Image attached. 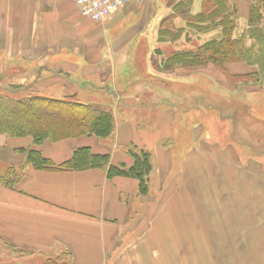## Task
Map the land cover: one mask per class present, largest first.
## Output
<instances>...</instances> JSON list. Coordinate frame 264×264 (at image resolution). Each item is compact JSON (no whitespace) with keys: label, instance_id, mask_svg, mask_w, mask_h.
<instances>
[{"label":"crops","instance_id":"0c3cea01","mask_svg":"<svg viewBox=\"0 0 264 264\" xmlns=\"http://www.w3.org/2000/svg\"><path fill=\"white\" fill-rule=\"evenodd\" d=\"M147 1L150 0H133L103 23H94L81 14L75 0H0V81L12 78L20 85L30 83L25 87L29 94L47 97L77 99L79 93L88 91L86 85H93L89 92L95 95L106 97L107 92L116 95L114 107L108 105L115 119V129L108 137L110 143L101 139L97 142L96 136L88 135L52 143L45 141L41 151L55 163L70 158L75 148L89 146L94 152L109 153L112 163L132 164L133 159L127 152L129 142L119 138L121 121L123 126H127L125 122L128 121L136 123L129 120L125 111L121 112L120 105H124L121 101L126 97L123 94L134 88L133 94L140 95L149 87L153 97H146L154 100L164 93L158 85L143 83L136 76L137 63L130 61L132 54L128 53L133 38L123 36L117 43L115 41L114 47L106 46L96 23L111 24L126 10L137 12ZM176 1L171 0V3ZM168 2L166 13L172 6ZM202 2L194 0L193 13L201 11ZM134 31L147 34L143 29ZM155 55L150 53L147 73L152 69L156 75L170 74L157 70L152 59ZM142 58L146 60L145 55ZM226 68V76L214 78L231 88L237 85L235 75L254 69L245 63H232ZM98 81L102 84L114 82V85L105 89L94 85ZM23 86L18 91L24 89ZM34 86L43 93L35 92ZM56 87L59 90H55ZM115 108L121 112L119 118ZM161 111L160 117L155 115L157 110L149 112L152 119L147 126L149 130L146 128L138 134L132 143L150 150L154 165L150 176L152 197L135 198L138 205L141 204L139 207L145 205L146 199H150V204L156 202L155 214L143 235L136 236L132 232L138 225L129 227L130 223L139 222L137 212L141 211L137 207L133 210L135 205L131 202L138 190L135 178L117 176L110 179L100 169L52 171L29 165L15 188L0 185V258L22 260L23 256H16L8 248L10 245L28 254L23 257L25 262L29 257H48L51 253L68 250L72 253V264H121L124 260L125 264H146L145 260L150 261L149 264H161L163 256L158 249L162 248L170 227L173 237L169 254L171 264H201V260L202 264H210L206 252L195 253L193 260L190 254L181 257L188 236L203 245L205 242L216 244V239L220 250L218 264H264V161L243 155L242 148L253 145L238 134L236 112L228 115L235 120L227 133L218 141L207 137L210 143L203 141L198 157H192L188 151L180 155L177 142H163L164 135L166 139L170 137L173 117L171 110ZM32 142L29 136L9 139L0 136V149L7 148L9 157L15 158L18 147L33 145ZM108 144L111 146L109 152L105 148ZM206 147L210 150L217 147V150H211L206 156ZM119 148L124 152L116 158ZM196 196L200 198L199 203L193 200L197 222L187 219L185 212L188 201ZM191 223H200L202 229L207 223L218 224L214 229L208 225L202 238L193 235ZM181 229L188 231L180 233ZM153 243V254L138 251L141 245L150 249Z\"/></svg>","mask_w":264,"mask_h":264},{"label":"rangeland","instance_id":"374dc122","mask_svg":"<svg viewBox=\"0 0 264 264\" xmlns=\"http://www.w3.org/2000/svg\"><path fill=\"white\" fill-rule=\"evenodd\" d=\"M233 1H238L240 4L238 5V8L242 18H240V25L237 30V33L240 34L241 27L245 26V24L247 23L246 16L248 14V8L251 4V0ZM167 2L168 4H172L171 0H150L147 1L146 4L140 5V9L137 12L126 10L125 13L122 14V17L114 20V22H112L111 24L102 25V21H98L102 23H96L98 26V32H101V40L106 46L114 47L115 41L117 43V41L123 36L125 39L130 36L131 39L133 38L131 46L128 47V50H131V52L128 53L132 54L130 61H134L137 63L136 76H138L139 79H142L143 83H152L158 85L162 93H164V96L159 97L158 99L155 98L154 100H151L149 97H153V91H151L149 87H145L144 91L140 95H138V93L133 94L134 88L128 89L127 93L123 94L126 95V97L122 98L123 100L121 101V103L124 105H120V109L122 113L124 111L126 112L130 121H135L136 123L133 124L129 121L125 122V124L128 126L127 127L123 126V121H121L119 138L124 139L125 143L129 142L128 145H132V143L136 140L135 138L138 134H142L144 131H146V128L149 130V128L147 127L148 123L152 122V119L149 118V112L157 110L155 115L157 117H160V114L162 112L161 109L171 110V115L173 119L171 124V132H169L170 137L166 139L167 135H164L162 138L163 142L173 140V142H177L176 147L179 148L180 155L188 151L189 156L193 157L196 155L198 157L201 151L203 141L205 143H210V141L207 140V137H210L212 140L218 141L217 139L222 138L225 132L227 133V129H229L231 124H233L234 119L233 117L228 118V115L235 111V114H237L235 119L239 123V126H237V132H239L238 134L241 136V139L243 141H247L249 142V144L253 145V147H243V155H251L254 157H258V159L261 161H264V86H259L258 84L256 86L247 84L245 85L243 84L242 80L238 79H233L234 82L237 83L235 88H231L229 85L226 84H221V81L218 78L226 76L228 73L225 74V70L214 64H209L204 68L196 70L177 68L175 71L170 72V74L163 75L154 74L151 71L152 69L150 68V74L147 73L146 63H148L150 67V53H155V50L157 48H161L163 50V55L167 56L172 51L177 49H187L198 46L200 43L203 42V40H206L208 37H210L211 35H215L214 33H216L212 32L210 34L203 35L200 39L193 31L189 30L188 35L190 38L183 35L180 39L175 42H159L158 30L162 18L165 17L166 14H168L165 12ZM176 25L182 26L184 25V23L181 19H177ZM137 29L146 30L147 34H142L139 31L135 32L134 30ZM127 31L130 32L127 33ZM126 33L127 35L125 36ZM142 55L146 56V60L142 58ZM156 57L157 55L154 56V59H156ZM131 76L133 78V75ZM216 76L219 77L216 79L214 78ZM151 77L156 78L151 79ZM132 78H130V80ZM17 83L19 82L15 81V79L6 78V80L0 81V91L4 92L7 91L6 89L18 86L21 87V85H24V89H22L21 91L14 89L10 90H14V94L17 96H21L26 93L29 94V89L25 87L28 86L30 83H23L21 85ZM240 83L241 86H239ZM94 85L98 87L103 86L105 89H107L106 86H113L114 82L102 84L100 81H98L95 82ZM92 87L93 85H86L85 90L88 91L84 93H79L77 99L84 103H91L103 106L105 105L107 108L110 106L114 107V103H117L115 97L116 95H113L108 92L106 97L99 96L97 94L95 95L93 94V92H89L93 89ZM55 90H59L58 87H56ZM35 92L43 93V91L41 92L36 90V87ZM53 94L57 95V92H54ZM147 95L149 97H146ZM48 97L51 98L52 96ZM223 102H225V104L221 106ZM219 105L223 110L220 109ZM121 112L118 108H115V114L118 118V113ZM132 127L135 129L134 131L131 129ZM2 138H5V136H2ZM97 139H101L102 141L105 140L110 143L108 138L97 137L95 138V140L98 142ZM30 146H32V144ZM41 146L42 144L38 145V148L41 149ZM188 146L189 148H187ZM105 148L107 152H109V150H111L110 144L106 145ZM113 150L114 148L112 147V151ZM174 150L176 151V149ZM191 150H193L194 152H190ZM211 150L212 152L216 151L217 147H212ZM211 150L206 147V156L211 153ZM123 152L124 150L122 148H119L116 152V158L119 154H123ZM17 154L18 155L15 156V158H10L9 152H7V148L2 147L0 149V166L3 165L2 169H5L11 164H13V167L18 168L17 170L21 171V173L16 172V174L12 175V177L14 178L16 176L19 177L22 175V170L19 166L23 164V162H25L23 154L19 152H17ZM206 163L207 165H209V162ZM29 165L32 166V164H26V166L23 165L25 166V171ZM209 167L210 165L208 166V168ZM207 173L209 174V171ZM12 181L15 180L12 179ZM134 196V199L131 200L133 205H135L133 210L136 207L141 209L140 212L139 210L137 212L138 218L140 219L138 223H130L129 227H135L138 225V227L133 229L132 232L136 236H141L144 234L145 231H147L150 226L149 222L155 214L154 206L156 205V202H152L150 204L148 203L150 199H146L144 202L145 205L139 207L141 204L139 203L138 205L139 201L135 198L140 197V195L135 194ZM148 196L149 198L152 197L150 196V194ZM157 198H159V195L157 196ZM193 200H196V203H199L198 200H200V198L196 196L189 200L187 206L188 209L185 210V212L187 213V219L194 220L196 218L197 212L196 209L194 210L196 203L194 204ZM194 221L197 222V219H195ZM161 224L163 225V223ZM207 224L211 226V229H214V226L216 227L218 223ZM191 225V232L193 233V235H195V237L202 236V238H204L203 232L205 229L207 231L208 225L203 227V229L200 223H191ZM160 227L162 226L160 225ZM182 230L183 232L188 231H186L185 229H181L180 233H182ZM167 231V236H165L164 238L162 248L158 249V251L161 252L163 256L161 264L172 263V260H169V254L172 248L171 242L173 240V237L170 227H168ZM149 233L150 232H148L146 235L149 236ZM192 239L193 236H188L185 239V242L183 243V248L181 249L185 253L183 252L181 257H184L185 254H190V258H192L191 260H193L196 255L195 253L201 251L207 253L209 259L211 260L210 264H218V254L220 250L219 243L218 241H216V239V244L205 242L207 247L206 245L199 243L198 240ZM211 242H214L212 236ZM188 245L189 249L187 250ZM141 246L142 247L138 250L139 252L143 251L146 254H153L154 243L152 244V247L150 249L146 246L144 247V245ZM8 248L12 250V246H9ZM186 251H188V253H186ZM13 253L16 256H28V254H24L22 252ZM60 255L63 258H67V252L65 250H62L60 253H51V255L48 257H29L28 262H25V259H23V257L21 258L22 260H20L14 257L3 256L0 258V264H7L11 262L14 264H43L48 260L55 261ZM144 262L146 264H149L150 261L146 262L145 260ZM202 262L203 261L201 260V264ZM121 264H125V260L123 262L121 261Z\"/></svg>","mask_w":264,"mask_h":264},{"label":"trees","instance_id":"16d2710c","mask_svg":"<svg viewBox=\"0 0 264 264\" xmlns=\"http://www.w3.org/2000/svg\"><path fill=\"white\" fill-rule=\"evenodd\" d=\"M193 4L194 0L172 3L171 11L160 22L159 42H175L183 35L190 38L189 30L200 39L212 32H216L215 35L202 39L203 42L198 46L177 49L167 56L163 55L161 48H157V57L152 58L157 70L170 73L178 67L196 70L214 64L226 71L229 64L245 63L254 69L234 77L245 85L264 86V0H251L247 23L241 27L240 34L237 33L240 11L233 0H203L198 13H193ZM177 19H181L184 25H176ZM19 88L22 85L10 89ZM10 89L0 91V136H29L33 140V147L16 149L25 159L19 166L21 176L12 177L16 172L21 173L13 164L5 169H2L3 165L0 166V185L15 188L25 174L26 164H32L36 169L52 171L100 169L110 179L117 176L132 177L138 181L136 195L150 194V176L154 165L152 152L146 148L133 144L127 147L133 159L130 166L112 163L109 153L94 152L89 146L75 148L70 158L57 164L38 148L47 140L55 142L82 135L110 137L115 129V119L109 108L70 97L49 98L42 94L17 96ZM12 251L26 254L14 246ZM66 252L67 258L60 255L55 261L48 260L43 264H72V253Z\"/></svg>","mask_w":264,"mask_h":264},{"label":"built area","instance_id":"2783aa9c","mask_svg":"<svg viewBox=\"0 0 264 264\" xmlns=\"http://www.w3.org/2000/svg\"><path fill=\"white\" fill-rule=\"evenodd\" d=\"M82 15L93 21H103L133 0H75Z\"/></svg>","mask_w":264,"mask_h":264}]
</instances>
